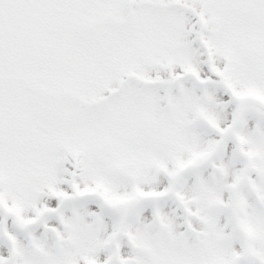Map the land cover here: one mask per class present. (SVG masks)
<instances>
[{"label": "snow or ice", "instance_id": "1", "mask_svg": "<svg viewBox=\"0 0 264 264\" xmlns=\"http://www.w3.org/2000/svg\"><path fill=\"white\" fill-rule=\"evenodd\" d=\"M0 264H264V0H0Z\"/></svg>", "mask_w": 264, "mask_h": 264}]
</instances>
